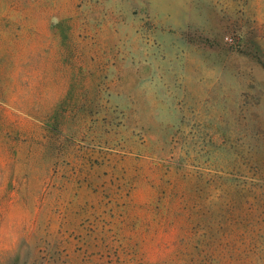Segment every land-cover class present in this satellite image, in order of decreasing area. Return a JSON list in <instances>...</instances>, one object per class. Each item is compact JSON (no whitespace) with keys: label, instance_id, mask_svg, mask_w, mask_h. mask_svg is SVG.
Here are the masks:
<instances>
[{"label":"rangeland","instance_id":"rangeland-1","mask_svg":"<svg viewBox=\"0 0 264 264\" xmlns=\"http://www.w3.org/2000/svg\"><path fill=\"white\" fill-rule=\"evenodd\" d=\"M0 264H264V0H0Z\"/></svg>","mask_w":264,"mask_h":264}]
</instances>
